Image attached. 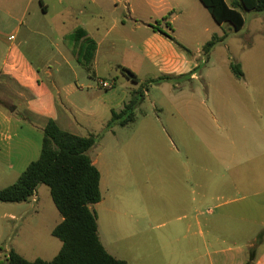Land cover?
<instances>
[{
    "label": "rangeland",
    "instance_id": "rangeland-1",
    "mask_svg": "<svg viewBox=\"0 0 264 264\" xmlns=\"http://www.w3.org/2000/svg\"><path fill=\"white\" fill-rule=\"evenodd\" d=\"M154 2L180 3L167 21L180 51L195 59L194 76L162 74L141 59L132 32L111 66L95 75L81 71L77 87L91 89L75 96L80 110L70 114L97 137L88 154L100 171L101 201L93 210L106 251L127 264H210L221 249L240 248L241 219L264 218V152L243 144L264 139V12L242 11L244 27L235 31L229 23L216 24L198 0ZM133 6L140 9L135 20L162 25L144 0ZM103 16L108 24L109 14ZM214 36L223 40L206 58L202 48ZM230 63L240 65L241 79ZM122 67L137 76L136 84L121 76ZM99 81L113 86L105 90ZM134 89L143 93L135 121L106 129L107 101L125 94L127 103ZM36 194L35 202L12 205L11 220L1 219L0 211L1 256L9 249L28 261H49L59 252L51 230L61 217L45 185Z\"/></svg>",
    "mask_w": 264,
    "mask_h": 264
},
{
    "label": "crops",
    "instance_id": "crops-1",
    "mask_svg": "<svg viewBox=\"0 0 264 264\" xmlns=\"http://www.w3.org/2000/svg\"><path fill=\"white\" fill-rule=\"evenodd\" d=\"M133 1L0 0V190L15 183L38 159L43 130L50 120L73 135H93L90 124L70 114L80 110L81 99L75 96L91 89V85L78 88L76 84L82 70L95 75L102 65L111 66L118 48L123 50L130 44L132 32L141 59L159 66L162 74L194 76L195 59L182 53L168 38L179 43L167 20L180 3L170 6L144 0L153 15L161 16L162 25L154 26L134 19L140 9H134ZM106 13L108 24L102 22ZM115 31L122 34L113 36ZM119 71L133 83L125 75L130 72L127 67ZM133 75L136 84L138 78ZM133 92L135 89L130 97ZM126 98L124 94L119 99H109L106 107L110 113L121 111ZM246 116L250 121L254 118ZM243 144L256 145L259 148L254 152H264V139ZM90 158L99 171L97 159ZM12 205L16 204L0 203L1 219L14 218ZM240 223L242 227L236 234L241 240L240 248L221 249L215 254L217 259L211 256L210 264H264V218L241 219ZM9 251L0 255V264H6Z\"/></svg>",
    "mask_w": 264,
    "mask_h": 264
},
{
    "label": "trees",
    "instance_id": "trees-1",
    "mask_svg": "<svg viewBox=\"0 0 264 264\" xmlns=\"http://www.w3.org/2000/svg\"><path fill=\"white\" fill-rule=\"evenodd\" d=\"M198 1L216 24L229 23L235 31L244 27L242 11L264 12V0ZM168 38L178 49L184 50L174 39ZM221 40L223 37L214 36L203 46V55L208 58L210 50ZM230 70L235 78L243 77L239 64L230 63ZM165 79L172 80V77L166 76ZM131 81L135 83V76ZM142 99L141 91L133 92L121 111H111L106 129L114 124L124 127L133 123L134 109ZM96 138L94 135L80 137L65 132L51 120L47 123L38 159L28 165L15 183L0 190V203H26L39 186L45 185L62 218L51 232L61 242V248L49 261L39 258L28 261L10 250L6 264H127L110 255L98 236L97 214L93 206L101 201L100 173L88 154Z\"/></svg>",
    "mask_w": 264,
    "mask_h": 264
},
{
    "label": "built area",
    "instance_id": "built-area-1",
    "mask_svg": "<svg viewBox=\"0 0 264 264\" xmlns=\"http://www.w3.org/2000/svg\"><path fill=\"white\" fill-rule=\"evenodd\" d=\"M98 86H100L103 89L107 90V89L112 88L113 83H109V82H106V81H99L98 82ZM31 199H32L33 202H35V200H36V194H34Z\"/></svg>",
    "mask_w": 264,
    "mask_h": 264
},
{
    "label": "water",
    "instance_id": "water-1",
    "mask_svg": "<svg viewBox=\"0 0 264 264\" xmlns=\"http://www.w3.org/2000/svg\"><path fill=\"white\" fill-rule=\"evenodd\" d=\"M125 75H126V77H127L128 79H130V80H132L133 77H134V75H133L132 73H130V72H126Z\"/></svg>",
    "mask_w": 264,
    "mask_h": 264
}]
</instances>
